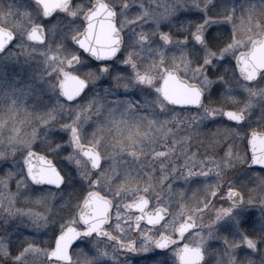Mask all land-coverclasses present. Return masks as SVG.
Here are the masks:
<instances>
[{
	"label": "snow or ice",
	"instance_id": "snow-or-ice-1",
	"mask_svg": "<svg viewBox=\"0 0 264 264\" xmlns=\"http://www.w3.org/2000/svg\"><path fill=\"white\" fill-rule=\"evenodd\" d=\"M12 8L0 264H264V0Z\"/></svg>",
	"mask_w": 264,
	"mask_h": 264
},
{
	"label": "rangeland",
	"instance_id": "rangeland-1",
	"mask_svg": "<svg viewBox=\"0 0 264 264\" xmlns=\"http://www.w3.org/2000/svg\"><path fill=\"white\" fill-rule=\"evenodd\" d=\"M9 5H13V8H12V11L13 13H15L17 11V9L22 13L24 12V5L23 4H19V2L17 3H10V4H7L3 7V9L0 11V18L3 17L4 14H6L9 10ZM24 6V7H23ZM11 18V17H10ZM165 31H167V27L164 28ZM39 69L36 65L35 62H32L30 65H25L23 64V62H21L20 65H13V66H9L8 68L5 69V71L11 75L13 73L17 74V76L23 78L24 80H27L29 78L30 75L34 74L35 72H37ZM204 131H207V129H205ZM207 138L203 135H201L199 137V140L197 141V145H199V141H204L206 140ZM201 147V146H200ZM202 151H204V148L201 147ZM191 151L195 152L192 148H191ZM222 154V153H221ZM182 163V161H181ZM199 186L197 185H193L192 186V191L194 193V195H196L194 198H192L193 200V203H192V206L196 203V200L198 198H202V194L200 192L197 191V188ZM13 190H14V185H13ZM193 195V196H194ZM252 195H255V196H259V195H264V191H256V192H253ZM258 203V202H257ZM254 211H256V214L258 215L259 214V210H258V206L256 209H254ZM207 219V218H205ZM27 231V230H25Z\"/></svg>",
	"mask_w": 264,
	"mask_h": 264
},
{
	"label": "flooded vegetation",
	"instance_id": "flooded-vegetation-1",
	"mask_svg": "<svg viewBox=\"0 0 264 264\" xmlns=\"http://www.w3.org/2000/svg\"><path fill=\"white\" fill-rule=\"evenodd\" d=\"M17 2H19V4H23L24 6H26L29 3V0H0V11L3 9V7L5 5L10 4V3H17ZM25 10H26V8L24 7V11ZM193 194H194L193 191L188 192V194H187L188 198L185 201H183V203H186V204L192 206L193 201L191 198L193 197ZM230 239H231V237H230ZM209 243L211 244L213 249L219 248L222 245V241H220V240H213V241H210ZM121 255H123V254H121ZM213 264H214V262H213Z\"/></svg>",
	"mask_w": 264,
	"mask_h": 264
},
{
	"label": "trees",
	"instance_id": "trees-1",
	"mask_svg": "<svg viewBox=\"0 0 264 264\" xmlns=\"http://www.w3.org/2000/svg\"><path fill=\"white\" fill-rule=\"evenodd\" d=\"M192 149L196 152L197 150H199L201 153H203L201 147L199 145H197V141H194L193 142V146H192ZM194 195V194H193ZM196 195H194L192 198H194ZM191 198V199H192ZM193 200V199H192Z\"/></svg>",
	"mask_w": 264,
	"mask_h": 264
},
{
	"label": "water",
	"instance_id": "water-1",
	"mask_svg": "<svg viewBox=\"0 0 264 264\" xmlns=\"http://www.w3.org/2000/svg\"><path fill=\"white\" fill-rule=\"evenodd\" d=\"M42 154V153H41Z\"/></svg>",
	"mask_w": 264,
	"mask_h": 264
}]
</instances>
